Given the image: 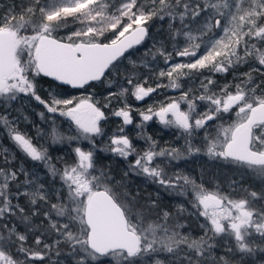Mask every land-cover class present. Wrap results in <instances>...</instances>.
Here are the masks:
<instances>
[{"label":"snow or ice","instance_id":"1","mask_svg":"<svg viewBox=\"0 0 264 264\" xmlns=\"http://www.w3.org/2000/svg\"><path fill=\"white\" fill-rule=\"evenodd\" d=\"M69 19L79 27L60 36ZM157 22L161 40L152 31ZM141 47L133 59L130 50ZM124 57L130 67H120ZM241 67L249 70L236 74ZM204 71L209 75L198 88H182V78ZM229 72L233 79L218 85L214 77ZM110 73L114 79L105 81ZM41 76L55 88L120 87L109 90L103 104L94 94L49 90L45 98ZM153 77L167 84L152 87ZM160 88L180 95L155 110H138L136 136L144 147L137 148L126 134L134 123L127 96L141 101ZM22 98L42 106L37 115L51 125H34L35 137L19 127L21 120L31 123L23 105L13 108ZM113 99L125 101L111 112L122 123L98 150L95 138L104 134ZM57 115L70 121L67 132L60 131ZM154 119L177 141L161 146L148 134ZM213 122H219L214 129ZM0 129L25 157L17 164L16 154L0 145V264H264V0H22L19 11L7 5L0 9ZM45 137L50 146L67 144L70 158L53 159L36 143ZM181 139L184 144L175 146ZM98 151L126 163L120 180L111 165L100 163ZM200 155L232 170L228 192L178 168L177 162ZM29 160L43 165L51 177L47 187L26 167ZM132 176L155 185V195L133 191ZM162 193L183 199L168 207ZM187 217L202 218L200 235L185 230ZM221 240L224 254L217 256Z\"/></svg>","mask_w":264,"mask_h":264},{"label":"trees","instance_id":"2","mask_svg":"<svg viewBox=\"0 0 264 264\" xmlns=\"http://www.w3.org/2000/svg\"><path fill=\"white\" fill-rule=\"evenodd\" d=\"M21 3H22V0H0V9L4 8L7 5L15 4L17 7V10L19 11ZM68 24H69V27L67 28V30H61L59 32L60 36L67 35L69 32H73V31L77 30L78 24L75 27H73L72 26L73 21L71 19L68 20ZM166 27H167V22L164 23V28L166 29ZM159 28H160L159 22L154 24L153 28H152L153 35L155 36V39H157V40H161V39L165 38V33H159ZM151 43H152V41L149 40L147 45H145V47L151 46ZM181 45L183 46V42H181ZM145 47H141L139 49V51L130 50L132 52V58L135 59V58L141 56L145 50ZM169 49H171V44H169ZM126 66L130 67L129 60L127 57H124V58H122V62L120 64V67L123 68ZM163 66L164 65L161 61L160 67H163ZM249 67H241L236 72V74H239L240 72H247L249 70ZM138 71L144 72L145 70L143 68H140V69H138ZM145 74L147 75V73H145ZM208 75H209V73L207 71H204L203 75H195L192 79L182 78L180 83L182 85V88L185 91H187L190 88L195 89V88L199 87L201 80ZM143 78L144 77L141 76V79H143ZM108 79H114L113 74L110 73L105 78V81H107ZM214 79L217 80L218 85H223L224 83H227L228 81L233 79V73L229 72L227 74H217L214 77ZM148 83L150 86L156 87V83L167 84V79L164 78L162 80L157 81L153 77V78L149 79ZM37 84H38L39 94L45 98H47L49 90H54L57 92L63 91L67 94L68 97H71V96H88L89 94H94V98L96 100H99L101 102V104L106 102L104 100V97L108 94L109 90L112 92H118L119 87H120L119 84H117L116 87H110L106 82L105 83L91 82L90 86H85L83 89H73V88H69L66 86L64 88H55L54 82L48 78L43 77V76L37 77ZM194 94L199 95L200 93L195 92ZM179 95H180L179 90L171 89V88H160L154 94H151L150 96L145 97L141 101H137L133 96H131L129 94L127 96V103L130 104L133 108L132 116L134 119V123L137 122L138 118L140 117L138 110L147 109L150 105L153 106L154 110H155V108H158L159 103L161 101H164L167 98H175V97H178ZM124 102H125L124 99H119V100L113 99L111 108L105 110L106 114L108 115V119L103 121L102 125H101L102 128L104 129L103 141H98L97 139H95V143L97 144L96 147L98 150L101 149L102 147L106 146L105 136L112 135L113 132L122 123L121 119L112 116L111 112L114 109L122 107ZM21 105L24 106L23 111L26 115L29 116V118L31 120V123L21 120L19 127L22 131H26L31 136L35 137L37 132H36V127H34V125L42 127L45 130H47L49 127H51V125L43 124L40 120V117L37 115L38 112L44 111L42 106L38 105L35 101L26 100V99L22 98L21 100H19L17 103H15L13 105V108L14 109L20 108ZM183 107L186 108L187 106L184 105ZM200 111H204V108L201 107ZM13 115H16V113L13 112ZM234 115L235 114L233 113L231 118H234ZM231 118L228 116L225 117V119H224L225 126H227V123L231 122ZM56 123H57V125L61 126L60 127L61 132H67V130L69 129L70 121L65 117H60L57 115ZM216 123H219V122H213V124L210 127H212L214 129ZM133 124L126 126V134L132 138V140H133V142L137 148H143L144 143L142 140L137 139V136H136L137 131L136 130L133 131L134 130ZM146 131L148 134L152 135L154 139H157L158 142L161 144V146H164L166 141L167 142H176L177 141V137L175 136L173 130L165 129V128L162 129L161 127H159V125H156V124L152 125L150 123L149 125H146ZM70 134H74V128H73V132ZM200 134H204V133H200ZM213 134H214V131H213ZM36 143L43 144L45 147H48L49 153L53 157V159H55L58 156H64L65 158H70L71 148L67 144H63V145L57 144V145L50 146L51 142H50V140H48L47 137H45L44 139L36 141ZM80 144L82 145L81 142H80ZM179 144H180V141L177 142L175 144V146H179ZM0 145H3L4 147L9 148L12 152H14L16 154V156H17L16 163L17 164H19L20 162L25 160L23 153H21L19 151V149H17L15 147V145L8 139V134L3 129H0ZM72 146L74 147L75 145H72ZM98 154H101V153H99V151H98L97 156H99ZM104 155L102 157L103 159L100 160V163H103L104 165H111L112 174L116 176V180H120L121 176L123 175V171H125V170L122 169V167L118 163L123 164L125 162L121 159L114 158L111 154H104ZM112 159H115V161H118V162H116L117 165L113 164L111 162ZM177 166L179 169L183 170L188 175L194 177L197 180V182H200L201 180H203L205 183V186L209 187V188H212L217 184L224 186L225 184H227V177L232 175V171L229 167L223 166L221 164V162H219V161H211V160L204 158V157H202V158L201 157L189 158L188 161H183L180 164H178ZM26 167L29 170L36 171L37 175L40 178V182L45 183V185L47 187V181L50 180L51 177L46 176V174H45L46 170L44 169L42 164L33 163L29 160L26 163ZM173 169H174V171H176V168H171L170 172H174V171H172ZM117 170H119V171H117ZM137 178L138 177H136V176H132L129 178L131 180L130 187L133 191H135V189L137 187L141 186L139 183V181L141 182V180L137 179ZM20 179L22 180L23 177H21ZM56 187L57 188L59 187V183H57ZM138 189H139L141 195H143V196H147L149 193L153 194L156 191V190L153 191L151 189V186H149V185H148V187L144 188V190H140V188H138ZM161 198L163 199V197H161ZM168 199H170V198H168ZM182 199L183 198H177L176 199L177 201H174V199H172V200H170L171 204H168V201H166L164 199H163L164 201H162V202L167 203L168 207H173L176 203L181 202ZM25 202H26V200L24 198H22L21 203L23 204ZM53 202H55V201H53ZM164 205H166V204H164ZM41 219H42V215H41V217H34L33 218V225L34 226L39 225L41 223ZM200 222H202V218L200 221H198L195 217H187V223L190 226V228H186L185 230L186 231L192 230V231H194V233L196 235H200V229H199V223ZM21 230L23 231V228H21ZM31 240H34V237L30 238V242H31ZM215 254L217 256L224 254V241H222V240L219 241V246L217 247ZM37 264H39V263L37 262ZM44 264H48V262L45 261Z\"/></svg>","mask_w":264,"mask_h":264},{"label":"rangeland","instance_id":"3","mask_svg":"<svg viewBox=\"0 0 264 264\" xmlns=\"http://www.w3.org/2000/svg\"><path fill=\"white\" fill-rule=\"evenodd\" d=\"M78 27H79V25H78ZM25 58H27L26 56H25ZM138 123H140V117L138 118V120H137V122H135L134 124H133V128L134 129H137L136 128V124H138ZM73 128H74V125L72 126ZM139 131V130H138ZM203 135L204 134H200L198 137H196L195 138V141H194V143L197 145V146H200V143H201V141H202V139H203ZM111 135H108V136H105V138H106V144H107V142H108V140H109V137H110ZM95 139H97L98 141H103V136L102 137H96ZM180 141V144L179 145H183L184 144V141L181 139V140H179ZM178 141V142H179ZM81 143H82V146H83V148L85 149V150H88L89 149V147L91 146L90 145V143L88 142V141H80ZM96 144V143H95ZM96 146H97V144H96ZM102 147V146H101ZM102 148H104V147H102ZM101 148V149H102ZM99 153H101V154H98L99 156L98 157H103V155L104 154H110V153H107V152H104V151H99ZM105 156V155H104ZM197 157H204V158H207L208 159V157L206 156V155H200V156H197ZM191 158H193V157H191ZM117 159H119V158H117ZM133 159H134V157H133ZM189 160V159H188ZM187 160V161H188ZM111 162L113 163V164H116L117 165V163L116 162H118V161H115V159H112L111 160ZM181 162H183V161H179V162H177V165L178 164H180ZM121 167H122V169H124V170H126L127 169V165H126V163H123V164H121V163H118ZM116 169V168H115ZM117 171H119V170H117ZM172 171H174V169L172 170ZM232 171V170H231ZM139 179L141 180V182L139 181V183H140V187H137L136 189H135V191L138 189V188H140V190H144V188H146V187H148V185L149 186H151V189L153 190V191H155L156 190V186L155 185H153V184H151L150 182H147V181H145L144 179H143V177H139ZM223 187V189H224V191L225 192H228L229 191V189H228V185L227 184H225L224 186H222ZM155 194V192L153 193V195ZM164 194V195H163ZM161 197H163V199L164 200H166V201H168V204H171L170 203V200H172V198H170L169 197V195L167 194V193H162V195H161ZM168 198H170V199H168ZM162 198H161V200L162 201H164ZM174 201H177L176 199H174ZM172 202V201H171ZM164 203V202H163ZM164 204H166V205H168L167 203H164ZM39 263V262H38Z\"/></svg>","mask_w":264,"mask_h":264},{"label":"flooded vegetation","instance_id":"4","mask_svg":"<svg viewBox=\"0 0 264 264\" xmlns=\"http://www.w3.org/2000/svg\"><path fill=\"white\" fill-rule=\"evenodd\" d=\"M150 123H151L152 125H153V124H154V125H155V124H156V125H159V127H161L162 129L164 128V127H163L162 125H160V124L158 123V121L155 120V119L152 120V121H150V122H148L147 125H149ZM133 129H134V128H133ZM135 130L138 131V129H134L133 131H135ZM143 147H144V146H143ZM137 179H139V177H138Z\"/></svg>","mask_w":264,"mask_h":264},{"label":"water","instance_id":"5","mask_svg":"<svg viewBox=\"0 0 264 264\" xmlns=\"http://www.w3.org/2000/svg\"><path fill=\"white\" fill-rule=\"evenodd\" d=\"M45 78H47V77H45ZM48 79H50V78H48ZM51 80V79H50ZM91 83V82H90ZM66 87H69V88H71L70 86H66Z\"/></svg>","mask_w":264,"mask_h":264}]
</instances>
